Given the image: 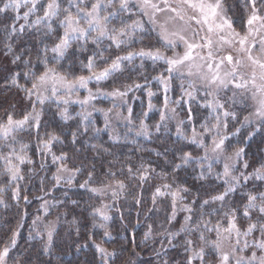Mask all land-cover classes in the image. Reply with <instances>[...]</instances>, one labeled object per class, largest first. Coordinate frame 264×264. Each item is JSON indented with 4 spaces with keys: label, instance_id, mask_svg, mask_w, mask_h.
<instances>
[{
    "label": "snow or ice",
    "instance_id": "snow-or-ice-1",
    "mask_svg": "<svg viewBox=\"0 0 264 264\" xmlns=\"http://www.w3.org/2000/svg\"><path fill=\"white\" fill-rule=\"evenodd\" d=\"M22 8L27 10L23 11L21 17ZM245 8L249 10V14L243 22L244 31L240 32L234 27L233 19L227 15L223 0H0V14L7 17L8 13H12L13 21L22 18L28 27H36L37 31L42 25L45 29L44 39H51L52 35H56L51 45L42 40V46L37 50L36 60L38 64L43 65L42 72L37 74L34 70L36 65L32 64L31 58L23 61L28 68L23 72V78L31 81V87L19 83L20 73L13 74L8 81L9 85L25 93L31 110L25 111L21 118L16 119L14 112L6 109V119L0 120V138L7 140L11 137L15 142L17 133L32 129L38 134L45 103L55 101L58 106L60 103L67 105L71 95L79 89H86L88 93L83 99L77 98L74 101L82 108L90 105L97 97L111 99L112 107L105 109L92 105V112H100L104 116V128H94L93 131L99 133L111 129L109 139L113 142L121 139L119 132L113 127L114 121L126 122L128 131L131 132L134 130L132 126L135 121L139 120V129L135 134L145 137L150 135L145 120L149 112L156 108L152 101L158 95L162 96V105L159 109V121L154 125L156 132H160L162 127L167 129V122L177 117V107L188 104L186 118L177 120L176 134L197 144L203 149V155L193 156L190 152L182 151L177 157L179 163H173V183L178 170L194 164L200 169L201 180L214 174L216 179L223 181L225 187L222 192L202 200L197 214L191 206L197 203L196 197L192 199L191 204L183 203L185 194L191 191L190 188L177 184L173 189L171 183L157 186L152 195L153 209L158 197L171 196L172 214L168 217L169 223L175 219L178 204L188 213L184 217L185 223L177 232L165 230L161 235L167 237L168 245L172 247H175L173 240L182 232L186 233L187 237L197 236L200 242L198 247L196 240L191 238H185L183 242L184 251L188 254L184 264H264V190L257 186L246 192L242 212L239 205L228 203L231 195L249 181H260L264 185V160L258 167H253L251 172H247L250 163L245 159L246 142L257 133L264 134V14H261L264 12V0H245ZM41 10L42 15H36ZM31 15H36V19L29 24ZM165 15L167 19L161 23L158 18ZM134 16H146L147 21L141 18L133 19ZM176 21L182 22L181 27L169 30L168 23ZM24 29L25 25H20L19 31ZM6 31L15 34V24L6 25ZM153 33L156 43L171 50L172 55H166L161 47L154 44L145 45V39L150 38ZM137 44L142 46L134 47ZM181 45L184 51L176 52L175 49ZM225 45L233 51L224 54ZM6 47L11 51V44ZM114 51L121 54L113 55ZM80 56H84V59L80 60ZM19 60L21 56L16 55L13 63ZM65 60L68 61L67 68L61 71L60 69L65 67L61 62ZM149 61L153 71L163 62V70L152 75L147 71ZM77 62L87 70L88 75L73 74L72 69ZM100 64L104 67L98 69ZM132 72L136 73V79L132 78ZM120 78L131 82L117 85L116 81ZM110 79L114 85L111 90L97 87L93 91L88 87L91 81L99 84ZM141 80L143 82H140ZM153 82L157 85L156 91L153 90ZM176 87L179 88L180 95L173 100L169 93ZM61 91L66 95H60ZM135 91L141 92L147 98L146 110L139 114L134 112L129 103L130 100L141 99L138 96L129 97V93ZM200 93H203V103L200 106L208 110V115L203 118L198 131L191 102L195 101ZM37 104L40 105L39 109ZM9 107L15 109V104H10ZM237 108L241 112L247 111L243 119H240ZM249 108L251 111H248ZM92 112L85 110L77 115L81 116L83 122H88ZM59 115L65 121L71 118L66 107L60 110ZM186 121L192 124L191 136L184 133ZM232 121L238 126L229 131ZM249 127L251 131L247 130ZM241 129H245L246 134L233 145L231 138L241 136ZM83 131H88L87 124ZM71 135L72 143L75 144L78 132L74 131ZM46 136L47 139L40 140L39 151L42 156L50 154L52 163L58 165L52 176L55 181L53 188L61 183L72 187L82 168L70 169L66 163L67 153L56 155L51 151L53 142L61 139L58 134L52 132L46 133ZM206 137H211L210 143L205 142ZM7 147L10 149L8 154L0 155V160L5 162L4 174L8 176L9 183L24 180L20 165L32 164L33 161L27 155L19 154L12 144ZM92 147L98 152H109L103 145ZM27 148V144H21L20 152L23 153ZM214 162L223 163L222 171L214 173ZM44 167V163H41L40 168ZM94 169L93 165V171L87 172V179L79 183L78 187L101 197L107 196L111 191L113 203H101L92 208V228L104 231L100 243L92 239L91 233L89 239L100 256V264H115L116 259H119L118 250H109L103 246V242L104 238L109 241L113 239L108 230V222L113 219L109 212L127 185L124 180L116 179V172L109 167L103 174V179L99 181V186H90L94 182ZM152 171L154 169L146 167L143 163L135 172L130 165L127 169L129 178L139 174L141 181L147 180ZM163 175L167 178L168 174ZM40 183L43 187L44 180L41 179ZM3 191L4 188L0 187V192ZM22 198L28 200L27 196ZM12 199L17 202L21 199L19 184H16L12 191ZM133 199L136 205L142 203L139 197ZM216 202H219L220 207L211 208ZM72 203L76 204L77 201L73 200ZM0 205L7 207L2 198ZM206 207L210 208L207 213L204 211ZM41 208L47 216L50 210L48 201L45 200ZM213 213L220 215L215 224L211 219H205L206 215L210 217ZM26 214L25 212L23 215ZM23 215L15 227H9L10 235L3 245H0V264H9L10 259L12 264H31L25 259L24 253L12 256V252L18 248L20 230L24 227ZM238 216L247 221L246 226H240ZM58 219L59 217L45 223L44 217L36 216L32 220L28 239L43 240L44 253L52 251ZM222 220L226 221L227 227H223ZM206 233H215L216 238L210 239ZM77 234L79 235V229ZM152 236L153 227L149 224L143 239L146 241ZM225 241L228 242L227 247ZM131 242L135 245L134 233ZM123 264L134 262L126 260ZM162 264L169 262L164 260Z\"/></svg>",
    "mask_w": 264,
    "mask_h": 264
},
{
    "label": "trees",
    "instance_id": "trees-1",
    "mask_svg": "<svg viewBox=\"0 0 264 264\" xmlns=\"http://www.w3.org/2000/svg\"><path fill=\"white\" fill-rule=\"evenodd\" d=\"M227 5L229 16L233 19L234 25L237 29L244 31L243 22L249 10L245 8V0H224ZM24 10L20 11L21 17ZM12 13H8L7 17L0 14V120L6 119L5 110L14 112L15 117H20L25 111L31 109L28 99L25 98V93L8 84L11 77L15 73H20L18 81L20 84L30 86L31 81L23 78V72L28 70L23 61L31 58L32 64L36 65L34 69L37 74L43 71V65L38 64L36 60L37 50L44 43H51L56 39V35H52L51 39H44L45 29L39 26L28 27L25 21L21 18L18 21H13ZM33 20V16L29 17L28 23ZM15 24L17 32L15 34L6 31V25ZM24 24V31H19L20 25ZM155 35L152 34L150 38H146L144 43L154 44ZM107 43V41L105 42ZM11 44V51L6 45ZM142 45H134L140 47ZM121 54L120 52H113V55ZM16 55L21 56V60L13 63ZM51 55V54H50ZM80 60L84 56L79 57ZM65 67L61 71L66 70L68 61L61 62ZM137 64L139 61L136 62ZM147 71L152 75L163 70V63L153 71L151 62H147ZM59 67V65H57ZM104 67L103 64L98 65V69ZM74 75H83L87 73L82 66L77 62L72 69ZM127 76L128 73L126 72ZM132 78L136 73H131ZM124 78L116 81V84L129 82ZM140 82H143L142 80ZM114 86L112 80L104 81L102 85ZM7 85V86H6ZM153 89L157 90L155 82L152 84ZM141 99L134 102V112L139 114L142 110H146L147 98L141 92ZM157 99L160 103V95ZM10 104H15V109L10 108ZM52 106V105H51ZM45 104L41 127L37 134L35 129L31 131L25 130L16 134V141L14 145L27 144L28 148L20 153L27 155L33 161L32 164H22L21 174L25 177L24 180L9 183V178L3 172V167L0 165V187L4 188L3 198L7 207L3 205L0 209V245L7 240L10 232L9 227H15L16 223L23 215L24 227L20 230L21 236L18 240V248L12 252V256L24 253L25 259H28L31 264H100V256L96 253L89 239V234L97 243L101 242L103 236V229H93V217L91 215L92 208L99 206L101 203L112 204L111 193L107 196H95L89 193L86 189L78 187L87 179V172L94 169V182L90 186H99V181L103 179V174L109 167L116 172V179L124 180L127 185L126 190L121 193L119 199L115 202V206L110 210L109 215L113 217L108 222V230L111 232L113 239L108 240L104 238L103 246L108 249L116 248L118 250L119 259H116L115 264H123V261L131 260L134 264H162L167 260L169 264H184L187 253L184 251L183 242L185 238L196 240L197 247L199 240L196 235L187 237L186 233H180L173 240L175 247L168 245L167 237L161 235L165 230L168 232H177L185 223L181 216H175V219L169 223L168 217L172 214L171 196H164L157 198V204L153 209L152 195L157 186L163 184H173V189L177 184H182L191 189L186 195L184 204H191L194 197L197 198V203L191 205L199 213V204L204 199H209L224 190V183L222 180L216 179L215 175H210L206 179L199 178L200 169L194 164L190 167L181 168L175 174V183H173V163H179L177 157L180 153L190 152L193 156H200L201 151L198 146L183 139L175 133L172 129L161 128L160 132L155 131L154 125L159 121V109L149 112L145 123L149 126L150 135L136 136L125 135L121 137L118 142H113L109 139V134L106 130L99 133L93 131L94 128L103 129L101 118L95 117L88 122H83L81 116L71 113L68 120H64L53 107ZM185 113V112H184ZM242 114V112H241ZM139 123V120H136ZM87 124L88 131L84 132L83 128ZM251 127L247 130L250 131ZM77 131L76 143H72V132ZM55 132L60 136L59 141L53 142L51 151L56 155L62 152L68 154L67 166L70 168L81 167L82 172L77 175V182L72 187L61 183L58 187L53 188L55 181L52 179L56 172L57 164L52 163L50 154L41 155L39 151L40 140L47 139L46 133ZM242 135L236 136L235 141L238 142L243 138L245 129L241 130ZM12 143V140H11ZM92 145H103L104 148L109 149V152L97 151L93 149ZM247 159L250 167L246 170L251 172L253 167H258L259 163L264 160V134L257 133L251 140L246 142ZM44 163L45 167L40 168V164ZM143 163L146 167L150 166L154 171L149 174L145 181L139 179V174L134 178H129L127 169L130 165L135 172ZM215 172L222 171L221 164L215 163L213 165ZM163 174H168L167 178ZM41 179L44 180L43 187L41 186ZM107 182V181H105ZM16 184L21 188V199L19 202L12 199V191ZM259 186L264 190V185L260 181L251 180L246 185L237 190L229 198L228 203L239 205L241 207L245 202V193ZM67 193V195H65ZM27 196L25 201L22 197ZM134 197H139L142 200L140 205L134 203ZM48 201L49 214L45 216L41 205L44 201ZM77 201L73 204L72 201ZM63 201V203H57ZM55 204V206H53ZM219 202L211 205V208H219ZM149 209H153L149 211ZM205 213L210 211V208L204 209ZM139 213V215H138ZM123 214V219H121ZM188 215V213H187ZM36 216L44 217V222L57 220V235L54 238V245L50 253L43 252V240L37 238L34 240L28 239V234L32 220ZM205 219H211L215 224L220 215L213 213L212 216H205ZM238 223L240 226H246L247 221L238 216ZM183 220V221H182ZM75 221V223L73 222ZM139 221V223H137ZM223 227L227 226L226 221H221ZM151 224L153 227V236L148 240H144V233L147 231V226ZM79 229V235L77 234ZM135 235V245L131 242L132 235ZM210 239H215V233L208 234ZM87 244V246H84ZM163 244V247H162ZM79 246V247H78ZM121 246H123L121 248ZM27 250V251H25ZM159 253V254H157ZM12 264V260H9Z\"/></svg>",
    "mask_w": 264,
    "mask_h": 264
},
{
    "label": "rangeland",
    "instance_id": "rangeland-1",
    "mask_svg": "<svg viewBox=\"0 0 264 264\" xmlns=\"http://www.w3.org/2000/svg\"><path fill=\"white\" fill-rule=\"evenodd\" d=\"M223 3H224L225 8L227 10V5H226V3H225L224 0H223ZM21 10L26 11L27 9L26 8H22ZM134 11H136V9H134ZM248 14L249 13L246 14V17H247ZM261 14H264V12H262ZM36 15H42V10L39 11V12H37ZM36 15H32L33 16V20L36 19ZM227 15L229 16L228 10H227ZM246 17H245V19H246ZM135 18H141V19L147 21V17L146 16H144V17L134 16L133 19H135ZM158 19L160 20L161 23H164L165 20L167 19V16L166 15L165 16H160ZM245 19H243L240 23L244 22ZM181 24H182V22H179V21H176L175 23L169 22L168 25H167V27L169 28V30H174L176 28L181 27ZM234 27H235V25H234ZM236 30L237 31H240V32H243V31H241V30H239L237 28H236ZM153 34L155 35V33H153ZM154 45L156 47H161V45H159L158 43H156V41H154ZM161 50L164 51L166 55H172L173 54L171 50H167V49H164L162 47H161ZM175 51L176 52H179V53H182L184 51L183 46L181 45V46L177 47L175 49ZM231 51H233V50L231 48H229L227 45L224 46V54H226L227 52H231ZM233 54L235 55L234 52H233ZM50 66H52V65L50 64ZM83 75H88V72L86 74H83ZM133 79H136L135 76L133 77ZM103 82L104 81H101L99 84H97L95 81H91L88 84V87L91 88L93 91H95L97 87H99L101 89H104V90H111V88L113 86H111L110 84L107 85V86L106 85L104 86V85H102ZM130 82L131 81H129L127 83H130ZM29 87H31V84H30ZM153 90L156 91V89H153ZM60 95L64 96V95H66V93L64 91H61L60 92ZM87 95H88V93H87V90L86 89H79L78 91L74 92L71 95V100H70L69 104H67V105H64L63 103H60L59 106H58L55 101L46 102L45 104H48L49 106L52 105L51 107H53L58 112H60L61 109H63V108L66 107L68 109V115H70L71 113H73L74 115H76V114H78V113H80L82 111H85V110L88 111V112H92V105H94L96 108H105V109L112 107V101H111V99H105L104 97H97V99L94 100V101H92V103L90 105H85L83 108L81 107V105L79 103L74 102V101L77 100V98L83 99ZM169 95H170V97L173 100L176 99V98H178L179 95H180L179 88L178 87L174 88V90L171 93H169ZM229 95H230V93H229ZM131 96H138V97H141L142 98V96L140 95L139 91H135V92L129 93V97H131ZM202 97H203V93H200L197 96L196 100L191 102V107L194 110V116H195V127L197 128L198 131L200 130V123L202 122L203 118L208 115V110L200 106L203 103ZM160 98H161L160 103H158L157 99H153L152 102H153V104L156 105V108L154 110L161 108V105H162V96H160ZM33 100H35V97H33ZM135 101H137V100H134V101L133 100H130L129 101V103L133 106V108H134V102ZM249 103H251V101H249ZM172 106H175V105H172ZM39 107H40V105L37 104V108L38 109H39ZM187 107H188V104H183L181 107H177V117H176V119H172V120H169L167 122V127L169 129H172L173 128V130L175 131V133H176V123H177V120H179V119H185L186 116H187V112H186ZM236 110L238 111V114H239L240 119H243V116L244 115H247V111H243L242 114H241V111L239 110V108H237ZM248 111H251V108H249ZM125 114H126V109H125ZM98 116L101 118L102 123H103V126H104V116L100 112H92V116L89 118V120H92V119H94L95 117H98ZM21 117L22 116L15 117V118L16 119H19ZM237 126H238V124L235 121H232L229 124V129L228 130L229 131H233L234 128L237 127ZM113 127H115L116 130L119 132L120 136L123 137V136H125V134H127V135H131V134L136 135L135 132H136V130L139 129V123L135 121V124L132 126L134 130L131 131V132L128 131V127L129 126L126 124V122H123V121H121L119 123H116L114 121ZM191 129H192V124H190V123H188L186 121V126L184 127V133H185V135L191 136ZM241 130H244V129H241ZM249 130L251 131V129H249ZM110 131H111V129L106 130V132L108 134H109ZM140 136H142V135H140ZM235 138L236 137H232L231 138V142H232L233 145H236L237 144V142L235 141ZM11 140H12L11 137H9L7 140L0 138V155H7L8 154V152L10 151V149L7 147L8 144H12L15 147V149L17 148V146L14 145V142L13 141L11 143ZM187 141L191 142L190 140H187ZM205 142L206 143H210L211 142V137H206ZM192 144H194V143H192ZM194 145L198 146L197 144H194ZM18 146L20 147V145H18ZM198 148L201 151L200 156H202L203 155V149L200 148V147H198ZM17 152L20 154L21 153L20 152V149L17 150ZM13 162L14 163H17V161H13ZM214 164H215V162L213 163V165ZM219 164H221V167L223 169V163L221 162ZM0 165L4 168L5 162L3 160H0ZM75 182H77V179L74 181V183ZM109 193H111V191H109ZM3 197H4L3 196V193L0 192V198H2L4 200ZM2 207H3V205H0V209ZM186 215H187V212L183 211L182 208H181V206H180V204H178L177 205L176 215L175 216L176 217L177 216H181L183 218V220H184V217ZM41 228H42V225H41ZM258 235L259 234L257 233V236ZM227 246H228V242L225 241V247H227Z\"/></svg>",
    "mask_w": 264,
    "mask_h": 264
}]
</instances>
